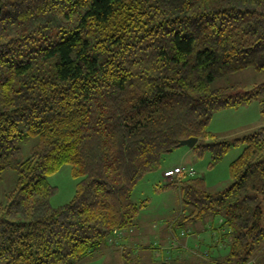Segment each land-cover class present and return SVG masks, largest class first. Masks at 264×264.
I'll return each instance as SVG.
<instances>
[{"label": "trees", "instance_id": "trees-1", "mask_svg": "<svg viewBox=\"0 0 264 264\" xmlns=\"http://www.w3.org/2000/svg\"><path fill=\"white\" fill-rule=\"evenodd\" d=\"M246 69L264 71V0H0V182L17 173L0 261L79 264L136 226L148 204L133 202L137 184L195 138L192 153L213 162L244 148L223 192L195 173L161 188L179 192L176 225L221 219L227 261L249 262L264 244V83L212 87ZM256 99L259 128L208 131L214 113ZM64 165L79 182L53 208L47 178Z\"/></svg>", "mask_w": 264, "mask_h": 264}, {"label": "rangeland", "instance_id": "rangeland-1", "mask_svg": "<svg viewBox=\"0 0 264 264\" xmlns=\"http://www.w3.org/2000/svg\"><path fill=\"white\" fill-rule=\"evenodd\" d=\"M261 83H264V71L246 69L216 80L212 87L219 89L237 86L240 91H249L255 85ZM260 111L259 99L238 108L220 110L213 114L208 131L218 140L231 141L240 138L248 131L257 129L263 124ZM36 143L37 139L27 138L20 144L24 157L28 156L30 149ZM243 148V146L233 147L220 160L215 162L212 161L210 153H205L202 158H197L192 153L186 157L182 164L186 168H192L195 176L204 179L210 194L220 193L230 186L229 167L240 156ZM189 150L191 149L187 147H179L164 155L160 163L161 168L146 174L133 191L132 200L135 204L148 201L147 207L140 212L136 222V227L140 225L145 228L147 237L142 238L144 240H139V243L134 245V249L129 250L128 254H124L123 259L117 253L108 260H100L99 258L96 262L93 261L89 264H232L227 261L229 254L228 240H221L219 231L223 221L218 222L219 218L217 217L213 218L208 215L204 221L196 223V226L193 224L183 227V230H188L190 236L200 234L195 232L193 228L203 225L205 232H209H206L202 238L206 237L211 240L213 247H208V245L205 249H203L204 246L202 249L196 247V250L205 259L200 260L190 256L189 250L194 247L187 245V249H182L177 244L172 245L171 238H168V242L164 243L154 239L155 233L158 234L159 232L167 233L171 237L169 226L177 221L179 222L182 213L179 192L172 189L161 190L166 185L164 179H162L163 177L161 178L162 166L179 163L182 153ZM16 181L17 173L13 170L6 171L2 176L0 182V217L2 216L1 208L7 205V196L14 190ZM47 182L57 189L56 194L50 199V206L58 208L68 204L73 199L79 180L73 178L71 167L64 165L56 174L49 176ZM207 220L209 222L206 223ZM172 231L176 236H179L182 228L175 226ZM187 237L188 235L185 238ZM180 258L181 260L178 261L177 259ZM250 261L251 264H264V244ZM0 264L7 263L6 261H0ZM79 264L84 263L80 262Z\"/></svg>", "mask_w": 264, "mask_h": 264}, {"label": "crops", "instance_id": "crops-1", "mask_svg": "<svg viewBox=\"0 0 264 264\" xmlns=\"http://www.w3.org/2000/svg\"><path fill=\"white\" fill-rule=\"evenodd\" d=\"M190 154H192L191 150L186 151V152L182 153V156H181L182 158H181V161L179 163H176L173 165L162 166V173L161 174H163V172L166 170L174 169L176 167L186 168L182 163H184V160H186V157H188ZM159 168H161V166ZM189 169H192V168H189ZM161 178H162V175H161ZM163 181L166 183V185L169 183L168 181H165V180H163ZM132 195H133V193H132ZM221 221H222L221 219H218V222H221ZM205 222L207 223V222H209V220H207ZM211 223H213V222H211ZM194 226H196V224H194ZM204 229H205L204 225L201 227L193 228V230L195 232H198L200 234H201V232H203V233L201 235L200 234H196V235L193 234L192 236H190L188 238L181 239V246H183L185 248H188L187 245L194 247V248L190 249L189 251H193V252H195V254L194 255L190 254V256L198 258L200 260L203 259V258H201L202 255H200V253L196 249L197 248L202 249L203 246H204L203 249H205L207 247V245H208V247H213V245L211 244V242H212L211 240H209L206 237L202 238V236H204V234L207 232V231L205 232ZM220 230H223V229H220ZM199 231H201V232H199ZM207 233H209V232H207ZM220 233H221V240L222 239L227 240L223 236L221 231H220ZM156 234L157 233H155V235H154V239L159 240L161 243H164L166 241L168 242V240H169L168 238H171L167 233H164V232H159L157 235ZM145 237H147V233L145 231V228L140 226V225H139V227L135 226L131 231L122 232L121 234H119L118 237L115 236L114 238H112L109 242H107L105 245H103L97 252H94L92 255H89L82 262L84 264L86 262H87L86 264H89L93 261L96 262L99 258H100V260L101 259L102 260L103 259L108 260L111 257L115 256V254H117V253H119L120 257L123 259L124 254H128V251L134 249V247H135L134 245L136 243H139V240H144L142 238H145ZM195 255H198V256H195ZM177 260L180 261L181 258L177 259Z\"/></svg>", "mask_w": 264, "mask_h": 264}, {"label": "built area", "instance_id": "built-area-1", "mask_svg": "<svg viewBox=\"0 0 264 264\" xmlns=\"http://www.w3.org/2000/svg\"><path fill=\"white\" fill-rule=\"evenodd\" d=\"M193 176L194 175V171L192 170H187V169H184V168H175L173 170H167L163 173V177L165 179H172L174 177H178V176ZM181 237H184L185 234L184 233H181L180 234ZM173 237V240H174V243L177 242V239L174 235H172Z\"/></svg>", "mask_w": 264, "mask_h": 264}, {"label": "water", "instance_id": "water-1", "mask_svg": "<svg viewBox=\"0 0 264 264\" xmlns=\"http://www.w3.org/2000/svg\"><path fill=\"white\" fill-rule=\"evenodd\" d=\"M197 139L195 138H190V139H187V140H184V141H181L178 145V148L179 147H187L189 149H193L195 147V145L197 144ZM170 152H172V150H170Z\"/></svg>", "mask_w": 264, "mask_h": 264}]
</instances>
